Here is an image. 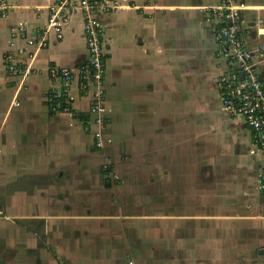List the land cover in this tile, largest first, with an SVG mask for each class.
<instances>
[{"label": "crops", "instance_id": "1", "mask_svg": "<svg viewBox=\"0 0 264 264\" xmlns=\"http://www.w3.org/2000/svg\"><path fill=\"white\" fill-rule=\"evenodd\" d=\"M0 16V264H264V149L221 104L226 71L213 7L234 8L264 82V0H121L100 15L107 46V122L96 149L93 90L70 86V113L50 66L88 56L78 12L42 46L56 0H8ZM26 48L24 54L18 48ZM13 53L28 74L6 63ZM98 148V147H97ZM21 212V213H20ZM28 222L24 230L17 218Z\"/></svg>", "mask_w": 264, "mask_h": 264}, {"label": "built area", "instance_id": "2", "mask_svg": "<svg viewBox=\"0 0 264 264\" xmlns=\"http://www.w3.org/2000/svg\"><path fill=\"white\" fill-rule=\"evenodd\" d=\"M123 7L121 0H56L48 8V21L45 26L35 28L30 35L24 30L29 47L36 44L42 46L51 30L61 39L64 24L78 12L83 13L87 59L79 66L53 65L48 68L49 76L62 83L60 88L49 93L48 101L54 111L70 113L73 102L71 84L78 80L81 91L93 90L90 107L92 120L88 128L92 130L94 144L98 148L104 146V128L107 122L106 89L103 81L107 65V46L100 15ZM211 9V18L217 23L216 52L226 65V71L217 80L221 104L232 116L244 121L251 130L256 145L264 149V82L255 68L256 57L245 45L240 25L235 19L234 8L223 4ZM8 14L9 1L0 0V16ZM26 51V48H18L19 54ZM260 56L264 59V47L260 50ZM5 57L8 69L15 75L30 72L31 66L16 62L13 53H6ZM257 184L264 192V169L258 174ZM129 264L136 262L132 260Z\"/></svg>", "mask_w": 264, "mask_h": 264}, {"label": "rangeland", "instance_id": "3", "mask_svg": "<svg viewBox=\"0 0 264 264\" xmlns=\"http://www.w3.org/2000/svg\"><path fill=\"white\" fill-rule=\"evenodd\" d=\"M96 149H100V148H97L96 147ZM1 186V185H0ZM0 190H1V188H0ZM6 194H8V191L6 190V192L5 191H3V192H0V204H2V205H5V204H8L9 202H10V200H9V198L7 197L6 198ZM9 205V204H8ZM21 213V212H20ZM0 214L1 215H5L6 214V209L4 208V207H0ZM17 222H16V224H17V227L19 226V228L20 229H23L24 230V226L25 225H27V226H29L28 224H32L31 226H32V228H34L35 226H36V224H37V222L36 221H27L24 217H22V218H17V220H16Z\"/></svg>", "mask_w": 264, "mask_h": 264}]
</instances>
